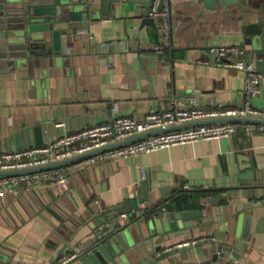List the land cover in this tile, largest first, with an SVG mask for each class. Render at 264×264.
Masks as SVG:
<instances>
[{
	"label": "crops",
	"instance_id": "1",
	"mask_svg": "<svg viewBox=\"0 0 264 264\" xmlns=\"http://www.w3.org/2000/svg\"><path fill=\"white\" fill-rule=\"evenodd\" d=\"M86 3L96 16L63 34L61 53L43 71L0 73V153L44 147L117 117L144 121L174 101L190 107L187 98L207 109L247 102L245 72L218 65L209 51L240 46L257 68L253 49L264 30V0H176L170 45L162 51L150 0ZM260 72L251 104L264 110ZM68 169L67 187L42 178L0 187V264H55L81 254L108 225L106 216L117 213L110 211L126 203L138 212L132 219L158 205L166 217L195 214L178 220L179 230L170 231L153 258L185 252L158 264H215L210 255L217 245L230 249L225 261L231 264H264L261 132L241 127L231 137L88 159ZM145 194L148 202L133 210L130 201Z\"/></svg>",
	"mask_w": 264,
	"mask_h": 264
},
{
	"label": "water",
	"instance_id": "2",
	"mask_svg": "<svg viewBox=\"0 0 264 264\" xmlns=\"http://www.w3.org/2000/svg\"><path fill=\"white\" fill-rule=\"evenodd\" d=\"M90 16L95 17L96 11L88 7L86 0H0V73H16L25 69L34 71L35 68L43 71L47 63H52L51 58L61 53L63 34L76 30V23L88 26ZM253 54L258 60V70L264 71V30L256 40ZM212 57L215 62L216 56ZM217 123L264 124V119L224 117L163 127L62 161L27 169L0 171V177L69 166L159 133ZM143 202H148L146 194L141 199L134 198L130 201L135 211L138 210L137 204ZM115 211L117 213L114 218L106 216L108 225L79 254L78 259L83 264H158L161 260L185 252L175 250L153 258L163 249V242L167 240L170 231L179 230L178 220L190 219L194 213L166 217L159 211L148 216L143 212L132 219L138 212L132 213L127 203L124 207H116L110 212ZM196 214L200 215L199 212ZM249 225L248 219L247 228ZM212 249L210 260L213 263L231 264L230 261H225L227 253L230 252L227 246L217 245ZM178 264L197 263L182 261Z\"/></svg>",
	"mask_w": 264,
	"mask_h": 264
},
{
	"label": "built area",
	"instance_id": "3",
	"mask_svg": "<svg viewBox=\"0 0 264 264\" xmlns=\"http://www.w3.org/2000/svg\"><path fill=\"white\" fill-rule=\"evenodd\" d=\"M175 3L176 0H152L148 15L158 22L159 30L162 34V44L156 47L158 51H162L170 45L171 10ZM209 52L219 59L218 65L245 72L246 84L244 93L247 97V102L244 105L207 109L197 106L194 98H187L191 104L187 108L183 103L174 101L169 110L161 113H149L144 121H138L131 117H117L110 123L96 125L76 133L64 135L44 147L0 153V171L27 169L62 161L168 126L224 117H255L264 119V110L255 108L251 104V98L257 92L263 79V74L256 68L254 61L246 56V51L240 46H218L212 47ZM241 127L249 133L261 132L264 134V124L243 123ZM237 131L238 127L231 123L207 124L176 129L99 154L89 161L97 162L116 157L126 158L152 153L175 145H185L198 141H213L231 137ZM143 176H145V171H143ZM41 178L45 181L56 182L62 187H67L70 181L68 166L32 174L0 177V187L14 188L18 184H27ZM206 240L203 239L202 241ZM187 245L188 243L181 244L177 248H183ZM78 256L79 254L76 253L64 255L55 264H70L77 260Z\"/></svg>",
	"mask_w": 264,
	"mask_h": 264
},
{
	"label": "trees",
	"instance_id": "4",
	"mask_svg": "<svg viewBox=\"0 0 264 264\" xmlns=\"http://www.w3.org/2000/svg\"><path fill=\"white\" fill-rule=\"evenodd\" d=\"M233 125L237 126L238 128H241V124L240 123H233ZM161 208L160 205L154 207L153 209H148L144 212V214H146L147 216L149 214L155 213L156 211H158Z\"/></svg>",
	"mask_w": 264,
	"mask_h": 264
}]
</instances>
